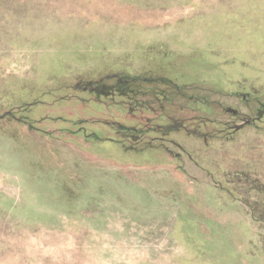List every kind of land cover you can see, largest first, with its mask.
Here are the masks:
<instances>
[{"label": "rangeland", "instance_id": "obj_1", "mask_svg": "<svg viewBox=\"0 0 264 264\" xmlns=\"http://www.w3.org/2000/svg\"><path fill=\"white\" fill-rule=\"evenodd\" d=\"M0 264H264V0H0Z\"/></svg>", "mask_w": 264, "mask_h": 264}, {"label": "trees", "instance_id": "obj_2", "mask_svg": "<svg viewBox=\"0 0 264 264\" xmlns=\"http://www.w3.org/2000/svg\"><path fill=\"white\" fill-rule=\"evenodd\" d=\"M163 81L164 80H162V82ZM134 82H138V79H136V78H126V77L117 78V88H118L119 91H125L126 89H128V86L131 83H134ZM166 82L168 83V81H166ZM126 86H127V88H126Z\"/></svg>", "mask_w": 264, "mask_h": 264}]
</instances>
